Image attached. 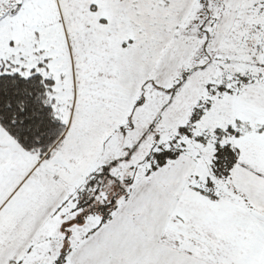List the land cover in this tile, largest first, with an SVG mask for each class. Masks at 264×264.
<instances>
[{"label":"snow or ice","instance_id":"obj_1","mask_svg":"<svg viewBox=\"0 0 264 264\" xmlns=\"http://www.w3.org/2000/svg\"><path fill=\"white\" fill-rule=\"evenodd\" d=\"M0 264H264V0H0Z\"/></svg>","mask_w":264,"mask_h":264}]
</instances>
